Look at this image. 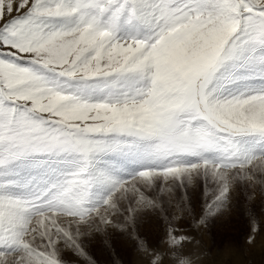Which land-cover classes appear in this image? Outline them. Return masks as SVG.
Returning <instances> with one entry per match:
<instances>
[{"label": "snow or ice", "instance_id": "1", "mask_svg": "<svg viewBox=\"0 0 264 264\" xmlns=\"http://www.w3.org/2000/svg\"><path fill=\"white\" fill-rule=\"evenodd\" d=\"M245 214L235 264L264 250V0H0V264H205Z\"/></svg>", "mask_w": 264, "mask_h": 264}, {"label": "rangeland", "instance_id": "2", "mask_svg": "<svg viewBox=\"0 0 264 264\" xmlns=\"http://www.w3.org/2000/svg\"><path fill=\"white\" fill-rule=\"evenodd\" d=\"M248 227L246 214L237 216L228 225L227 229L217 226L215 229L207 231L203 235V243L207 254L205 264H235L237 257L234 255L235 249L228 254L222 251L225 246L233 244L235 241H242L244 233ZM197 238L200 233L197 232ZM243 260L245 264H264V250L257 248L251 252L244 251Z\"/></svg>", "mask_w": 264, "mask_h": 264}]
</instances>
